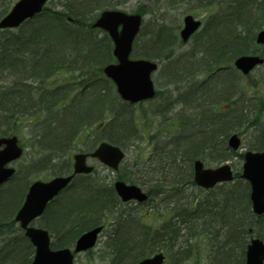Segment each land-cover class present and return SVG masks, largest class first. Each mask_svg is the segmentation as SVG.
<instances>
[{
  "label": "trees",
  "instance_id": "trees-1",
  "mask_svg": "<svg viewBox=\"0 0 264 264\" xmlns=\"http://www.w3.org/2000/svg\"><path fill=\"white\" fill-rule=\"evenodd\" d=\"M11 1L0 0V18ZM49 1L17 29H0V135H20L17 121L27 117L41 154L0 186V264H29L35 254L14 219L34 174L69 172L71 158L66 155L79 143L77 149L86 151L103 140L128 148L143 134L137 109L146 102L134 105L117 94L103 74L106 64L115 61L113 42L106 31L93 27L104 9L124 0ZM156 1V7L185 3L186 11L202 9L206 16L188 50L181 49L188 42L179 37L180 24L154 19L143 24L133 50L135 58L162 61L160 76L176 87L175 94L167 90L165 101L156 105L174 131L155 141L136 177L122 172L118 177L162 192L169 216L156 228L142 223L135 209L121 208L113 184L89 174L75 178L49 203L42 226L59 248L104 223L108 230L101 257L110 260L105 264H136L161 250L166 264H187L190 258L199 263L203 255L207 264H243L249 238L256 234L264 239V216L251 209L249 183L237 173L235 181L200 196L185 197L184 189L194 185L197 158L218 154V161L241 160L242 154L227 146L230 133L249 134V149H264V74L259 91L249 94L246 77L233 66L238 55H264L255 42L264 28V0ZM148 10L136 9L141 14ZM93 253L89 251V264Z\"/></svg>",
  "mask_w": 264,
  "mask_h": 264
},
{
  "label": "water",
  "instance_id": "water-1",
  "mask_svg": "<svg viewBox=\"0 0 264 264\" xmlns=\"http://www.w3.org/2000/svg\"><path fill=\"white\" fill-rule=\"evenodd\" d=\"M48 0H18L13 8L0 20L1 28H15L27 18L36 15ZM142 24V18L139 13L132 14L122 10H105L94 23L109 32L115 43L114 53L118 61L110 63L104 68L106 75L110 76L120 96L125 100L138 102L143 99H149L155 94V88L152 80V71L157 69L159 64L153 60L138 58L131 59L130 54L133 47V40L139 32ZM200 20L194 16H185V24L181 31L183 39L188 40L191 33L199 28ZM258 41L264 43V30L258 34ZM263 58L254 55L240 56L235 64L244 73H248L258 63H262ZM17 137H0V184L7 180L14 172V167L6 165L13 160L21 157L22 148L17 144ZM240 138L232 134L229 138V145L234 149L240 147ZM124 150L108 142H102L92 153L102 162L109 166L117 168L124 157ZM245 160L242 165V177L249 180L252 188L251 199L253 210L259 214L264 213V150L247 151L244 154ZM87 154L77 153L75 155L74 172H88L93 169L86 163ZM195 180L206 188L215 185L223 180L233 179V171L228 163L219 165L217 168H204L201 160H197L194 166ZM74 175L56 176L55 178L42 181L35 180L25 196V201L15 216L20 221L21 227L25 229L30 241L35 245V256L30 264H75V253L91 248L97 242L98 235L102 227H94L85 231L77 239L74 249L59 248L52 249L49 230L41 227H34L31 224L33 219L45 211L47 203L65 187ZM115 188L124 200L136 198L143 201L147 194L141 191V188L135 184L129 185L125 182H115ZM247 258L245 264H264V242L260 238L251 239L248 245ZM162 253L142 260L138 264H162L164 261Z\"/></svg>",
  "mask_w": 264,
  "mask_h": 264
},
{
  "label": "rangeland",
  "instance_id": "rangeland-1",
  "mask_svg": "<svg viewBox=\"0 0 264 264\" xmlns=\"http://www.w3.org/2000/svg\"><path fill=\"white\" fill-rule=\"evenodd\" d=\"M11 3L13 5L15 3V0H12ZM156 3V0H124V2L118 5L117 7L130 12H135L138 7L143 6V8L149 9L144 17L146 21L154 19L157 20V22L160 21L174 27H178L179 24L180 26H182L184 14L194 13V10H197V12H195L194 14H196L199 18L201 17V19H205L206 17H204L205 12L202 9H190L186 11L187 7L189 6L184 5L185 3L176 5L174 7L169 5H166L164 7H156ZM163 16L165 18H163ZM190 43L191 42H189L188 45H184L181 49L188 50ZM176 50L180 51L179 47H177ZM160 73L161 72H157V74L155 75V81L157 84V88L160 90L161 96L158 97L155 101L146 102L144 106L137 109V120L139 128L141 129L143 134L139 142H137L136 144H131L130 146H128V148H125V150H127V155L121 166L120 171L113 172L111 169H108L106 166H104L97 160L89 158V162L94 164L98 169L96 172V177L99 178L100 181L105 182V184H111L121 174V172L129 178L136 177V172H138V169L143 166L145 159H147V156L151 153L155 141L161 140L163 139V137L167 138V136H169L171 132L174 131L173 126L169 125L170 123L166 120V117L163 116V114L161 115L160 111L156 109V105L160 106L161 102L165 101L167 95L166 93L168 91L171 94L174 92L176 93V87L173 84L171 86H168V84L165 82V77L160 76ZM263 74L264 66H261L258 67V69L255 70L252 74H250L247 78L243 79V83L246 86L247 90H250L249 94L259 91L258 86L262 80L261 77L263 76ZM17 122L18 125L16 128L19 130L20 133V144H23L26 149L23 153L22 158L16 161L14 165L17 167V170H25L26 166H31L37 159H39V156H41V154H39L40 146L38 143L35 142V139L32 138L33 136L31 133V127L29 126V124L32 123L30 119H28L27 117H21V119H18ZM246 135L247 134L242 135L244 140V148H248L247 142L251 141V135L248 134L247 137ZM81 144H83V142L79 143L73 151L68 152L66 156L68 157L70 155V158L73 160V154L75 151H77V147L81 146ZM240 151L243 150L241 149ZM135 160L139 162H137L138 165H136ZM204 161L207 167L219 166V164L222 163V161H218V154H205ZM241 162L242 160L240 161L239 157H235V159L233 158L231 160L235 171L241 170ZM46 176L48 179L53 177L54 175H48L46 171H41L38 174H34L33 178L35 177L34 179H44ZM145 186L149 187L150 184L147 183L145 184ZM184 191L187 194L199 193L197 186L187 187L184 189ZM160 201V197H157L156 200L153 202L154 205L156 204L155 209L152 207L153 204H147L144 206L139 205V207L134 210V206H136L135 202L129 203V205L124 204L123 208H129V210H131L132 208V210H134V214L138 216L142 223L156 228L163 222V220H166L168 216V214H164V211H158L157 205ZM164 205L165 204L163 203L161 206ZM43 222L44 219H42L41 217L37 219L38 225H42ZM100 239V243L94 248L93 255H95L96 257L93 260L92 264H105L110 261L109 259H107V256H104L103 260L101 257L103 255V247H105L107 239L106 235H102ZM89 258V253H81L78 256L76 262L77 264H89ZM187 264H207V259L206 256L203 255V258L201 257V261L198 263V260H196V258H190V260L187 261Z\"/></svg>",
  "mask_w": 264,
  "mask_h": 264
}]
</instances>
